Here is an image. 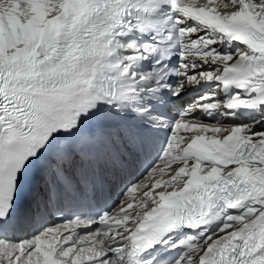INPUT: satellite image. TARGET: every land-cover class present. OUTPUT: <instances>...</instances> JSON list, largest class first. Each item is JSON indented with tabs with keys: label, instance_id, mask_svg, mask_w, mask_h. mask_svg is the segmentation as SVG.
<instances>
[{
	"label": "snow or ice",
	"instance_id": "obj_1",
	"mask_svg": "<svg viewBox=\"0 0 264 264\" xmlns=\"http://www.w3.org/2000/svg\"><path fill=\"white\" fill-rule=\"evenodd\" d=\"M0 264H264V0H0Z\"/></svg>",
	"mask_w": 264,
	"mask_h": 264
}]
</instances>
